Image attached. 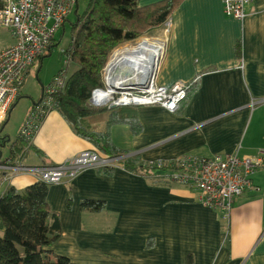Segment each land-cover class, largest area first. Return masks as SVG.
<instances>
[{
  "label": "crops",
  "instance_id": "0c3cea01",
  "mask_svg": "<svg viewBox=\"0 0 264 264\" xmlns=\"http://www.w3.org/2000/svg\"><path fill=\"white\" fill-rule=\"evenodd\" d=\"M167 19L171 28L153 77L165 87L197 78L190 95L173 113L159 106L115 107L95 131L144 164L264 150V0L247 5L242 20L225 15L223 0H182ZM1 37L8 38L0 51L14 44L8 30L0 28ZM253 100L261 102L251 108ZM86 150L105 155L53 109L19 162L53 166ZM9 159L0 152L3 164ZM7 172L0 195L37 182L29 171ZM155 181L118 165L110 175L86 168L68 183L49 185L47 203L60 235L47 250L75 264H264V170L252 178L257 190L235 198L228 214L200 204L192 187ZM85 200L103 202L104 210H81Z\"/></svg>",
  "mask_w": 264,
  "mask_h": 264
},
{
  "label": "built area",
  "instance_id": "2783aa9c",
  "mask_svg": "<svg viewBox=\"0 0 264 264\" xmlns=\"http://www.w3.org/2000/svg\"><path fill=\"white\" fill-rule=\"evenodd\" d=\"M79 0H0V28L7 29L14 44L0 52V125L3 124L14 104L20 88L29 73L52 47L55 34L65 24ZM256 0H223L227 17L242 20L245 7ZM164 33L171 28V21L164 23ZM66 70L62 69L42 89L40 100L33 105L26 117L18 138L29 144L37 132L44 116L53 110L55 95L66 84ZM197 78L191 82H177L169 87L159 86L155 78L144 85L131 84L122 89L120 97L114 95L105 101L100 95L106 89L97 88L91 93L89 103L95 108L126 106H159L173 113L187 99ZM124 98L125 101H121ZM260 100H253L250 107ZM122 157H109L96 150H86L65 161L45 167H26L17 161L0 165V170L29 171L37 182L47 185L68 183L86 168L101 169L122 166ZM157 169L166 166L159 179L168 183L189 186L196 190L198 202L203 206L228 214L235 198L254 189L252 178L264 170V150L253 156L239 158L236 154L212 157L183 156L170 161L153 163Z\"/></svg>",
  "mask_w": 264,
  "mask_h": 264
},
{
  "label": "trees",
  "instance_id": "16d2710c",
  "mask_svg": "<svg viewBox=\"0 0 264 264\" xmlns=\"http://www.w3.org/2000/svg\"><path fill=\"white\" fill-rule=\"evenodd\" d=\"M137 1L89 0L81 15L77 13L76 5V17L70 24V41L65 53L77 69L55 95L53 108L77 136L91 142L109 157H122L120 163L124 170L166 184L158 176L165 172L166 166L159 170L153 163H142L138 157L126 158V151L117 149L107 141V135L95 131V123L117 108H95L89 103L92 91L103 87V70L112 51L161 27L182 0H162L144 7H138ZM235 53L240 58V41L235 45ZM19 97L20 93L12 107ZM3 126L4 123L0 125V147L9 143L7 136L1 135ZM26 149L28 144L17 138L9 147V164L22 160ZM3 162L0 160V164ZM113 169L106 167L98 172L110 175ZM48 187L43 182H36L20 191L7 187L1 193L0 222L4 230L0 234V264H75L47 250L60 235L58 217L50 211L47 203ZM70 203L69 198L67 209ZM80 208L101 212L104 203L85 200Z\"/></svg>",
  "mask_w": 264,
  "mask_h": 264
},
{
  "label": "rangeland",
  "instance_id": "374dc122",
  "mask_svg": "<svg viewBox=\"0 0 264 264\" xmlns=\"http://www.w3.org/2000/svg\"><path fill=\"white\" fill-rule=\"evenodd\" d=\"M88 1L89 0L78 1L77 13L79 15H81L85 10ZM74 12L75 9L68 16V21L65 22V24L63 25L64 27H60V29L56 32L53 41L54 46L52 47L50 54L45 56L42 59L41 63L38 62L34 67H32L28 75L24 79V82L20 88V97L18 98L17 102L10 110L11 116L4 125V128L2 130L1 135L7 136L9 143L6 147L1 148L0 150L1 158H5L7 157V155H9V147L18 138L20 129L26 117L28 116L29 112L31 111L29 107L33 102H37L40 100L43 87H46L58 74V72L62 69L66 70L67 79L71 75H73V73L76 71L77 66L69 61L68 55H66L65 53L70 41V24L74 22L76 17V14ZM157 29H153L149 31L146 35L141 36L132 42H128L124 45L117 47L115 50L112 51L110 56L120 48H123L128 45L135 46L141 40H146V39L148 40L156 37L164 38L163 36H165L166 34L164 33L163 24L161 27ZM7 38L8 37H1L0 41L6 40ZM104 73H105V68L103 70V87L101 89L107 88L104 81ZM123 91L124 90H117L116 93L114 94V100L119 98L120 97L119 93L120 92L122 93ZM3 173H8V172L5 170H0V180H3V176H2Z\"/></svg>",
  "mask_w": 264,
  "mask_h": 264
},
{
  "label": "bare ground",
  "instance_id": "6f19581e",
  "mask_svg": "<svg viewBox=\"0 0 264 264\" xmlns=\"http://www.w3.org/2000/svg\"><path fill=\"white\" fill-rule=\"evenodd\" d=\"M164 39L156 37L141 40L135 46L128 45L115 51L104 73L108 90L100 96L108 101L117 90H122L131 84L144 86L148 84L153 79L158 66ZM116 68H119L120 74L115 75ZM124 72L129 74L123 75ZM121 101L125 99L122 98Z\"/></svg>",
  "mask_w": 264,
  "mask_h": 264
},
{
  "label": "water",
  "instance_id": "95a60500",
  "mask_svg": "<svg viewBox=\"0 0 264 264\" xmlns=\"http://www.w3.org/2000/svg\"><path fill=\"white\" fill-rule=\"evenodd\" d=\"M113 55V54H112ZM111 55V56H112ZM111 56L109 57V60H108V62H107V64H106V66H105V70L107 69V67L109 66V64H110V59H111ZM117 74H120V70H119V68H116V71H115V75H117ZM129 73H127V72H124L123 73V75H128ZM113 108V107H112Z\"/></svg>",
  "mask_w": 264,
  "mask_h": 264
}]
</instances>
